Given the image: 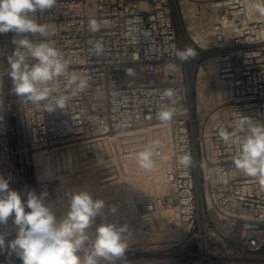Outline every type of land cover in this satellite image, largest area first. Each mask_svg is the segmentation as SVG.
I'll return each mask as SVG.
<instances>
[{
    "label": "built area",
    "instance_id": "2783aa9c",
    "mask_svg": "<svg viewBox=\"0 0 264 264\" xmlns=\"http://www.w3.org/2000/svg\"><path fill=\"white\" fill-rule=\"evenodd\" d=\"M177 3L57 0L51 10L37 12L47 25L45 38L54 41L70 69L89 83L64 110L51 113L44 111L43 102L32 104L13 91L7 74L12 34L0 35V175L10 180V189L22 201L29 191L46 192L45 203L60 217L63 200L76 190V181L65 186L60 176L72 173L73 166L91 179L95 196L106 202L108 211L115 209L114 214L109 211L111 222L128 225L127 239L175 237L153 264L264 261V177L236 169L238 148L218 135L242 117L264 122V16L254 10L256 0H213L210 11L216 18L207 24L203 17L199 31L205 40L198 42L185 20L179 22ZM91 19L107 25L92 33ZM96 42L104 47L102 55L90 51ZM185 47L197 51L195 59H176L175 51ZM202 67L207 87L221 91L203 117L192 95ZM171 69L177 74L173 78ZM166 89H174L179 99L173 119L161 122L158 111L166 103L161 96ZM134 129L144 132L137 142L126 143ZM164 132L170 133L169 142ZM115 138L123 141L117 151ZM146 147L153 151L151 170L137 161V153ZM185 152L193 163L178 167L177 157ZM43 154L62 165L56 171L59 178L49 183L37 175V158ZM157 184L164 188L160 194L153 191ZM129 191L132 206L123 203ZM0 232L6 243L15 238L11 217ZM139 246L130 243L127 251ZM0 264L22 262L5 249Z\"/></svg>",
    "mask_w": 264,
    "mask_h": 264
},
{
    "label": "clouds",
    "instance_id": "9594fccd",
    "mask_svg": "<svg viewBox=\"0 0 264 264\" xmlns=\"http://www.w3.org/2000/svg\"><path fill=\"white\" fill-rule=\"evenodd\" d=\"M56 4L57 0H0V35L11 33L14 46L7 57L13 91L32 104L43 102L44 111L49 113L64 110L72 97L89 87L88 78L71 70L54 41L45 38L47 25L39 21L36 13L51 10ZM253 6L264 16V0H256ZM106 25L107 21H88L92 33ZM90 51L99 56L104 47L96 42ZM174 55L184 62L195 59L197 51L185 47ZM161 96L166 103L161 105L158 119L170 122L176 115L178 93L166 89ZM218 135L225 144L238 148L234 157L236 169L250 177H264V122L242 117L230 130L220 129ZM137 161L141 168L151 170L154 167L151 148L138 152ZM192 163L188 152L177 157L178 167L188 168ZM9 184L10 180L0 175V225H6L11 217L16 235L6 243L5 234L0 232V251L7 249L14 253L22 264H117L125 256L129 248L128 225L103 219L106 216L103 199H94L87 190L71 192L66 212L58 217L45 203L46 192L37 195L29 191L22 201L21 194L10 189ZM109 211L114 214L115 209ZM97 217L102 218L98 224Z\"/></svg>",
    "mask_w": 264,
    "mask_h": 264
},
{
    "label": "bare ground",
    "instance_id": "6f19581e",
    "mask_svg": "<svg viewBox=\"0 0 264 264\" xmlns=\"http://www.w3.org/2000/svg\"><path fill=\"white\" fill-rule=\"evenodd\" d=\"M211 1H213V0H179V3H177V5H175L177 15L179 16L178 17L179 22L181 24H183V19L185 20V16L189 17L191 19L194 16L201 14L200 22L202 23V21L204 20L203 19V17H204L205 20L207 21V24H211L214 21V19L216 18L214 16L213 12L210 11V8L212 6ZM207 2H209V3H207ZM180 7L182 8V11L180 10ZM253 8H254V6H253ZM254 10H255V8H254ZM181 13L184 14V17L181 16ZM52 31L53 30L51 29L50 32H52ZM193 36L198 42H203L205 40L204 35L198 29H193ZM198 75H199L198 81L196 82V91H197L196 94L197 95L196 94H192V95H194V98L197 101L196 104H197L198 114H200L199 116L203 117L206 115V112L208 111V106L210 107V102H213L215 99H217V97L219 98L221 95V91H220V89H217L215 91L210 90V95H207L206 91L209 88L207 87L205 77H204L206 75V69L204 67H202L199 70ZM219 111L222 114L223 110L221 109ZM133 132L134 133H131L130 135H128L131 137L125 138L124 141L126 143L137 142V140L139 138V134L144 132V129H134ZM169 134L170 133L164 132L162 135L163 139L166 142H169L171 139ZM160 137H161L160 134L157 136H154L153 140L159 139ZM172 138L174 139V136ZM122 142H123L122 139H118V138H115L112 140V145L116 151H117V149H120L123 146ZM50 163L53 164V161H52V158L48 154L40 155L37 158V165H38L37 166V168H38L37 169V175H38V178L43 180L46 183H49L50 181L54 180L55 178H59V176H57L56 171H58L59 168L62 169V165L57 167V165L53 164L52 165V169H53L52 172L53 173H52L51 171H49L50 170L49 169ZM45 166L48 169L47 174H46L48 178H46L45 174H44V167ZM70 169L72 170V173H70L69 175L60 176V180L63 183V185H65V186L70 185L71 183L76 181V187H75L76 190L75 191L87 190L93 194L94 199H97V197L95 196V190L96 189H95L94 184L91 181V179L82 173H77L73 166H71ZM51 176H53L54 178H49ZM211 180H212V182L215 181L214 175H212ZM159 188H161L160 184H157L154 187V189H159ZM163 191H164V189L158 193L160 194ZM67 203H68V198H66L62 202V206H63V209L65 212L67 210ZM123 203H126V204L132 206V203L128 200H125ZM104 211L106 213V216L103 219H106L107 221H111L112 216L110 215V213L107 209V206H106ZM98 219H102V218L97 217L96 221ZM164 236L169 237L170 240L168 239L167 246H165V245L159 246L158 244L162 243L164 240L159 241L162 239H158V238H162ZM174 239H175L174 236H170V235H166V234L165 235H159V236L158 235L151 236L148 238H143L140 235H135L132 238L128 239V242H129V244L130 243H133V244L137 243V244L143 245L144 247H155L157 249L161 248L163 250L165 247L168 249L171 246V242H172L171 240H174ZM152 242L153 243L156 242L154 246H152ZM150 250L134 249V250L126 251L125 256L121 260H119L117 262V264H153L156 260L162 258V256L164 255V251H165V249H164L163 252H161L160 254L159 253L157 254L154 251H150ZM251 262H254V263H251ZM231 264H233V263H231ZM245 264H264V261L250 260V261L245 262Z\"/></svg>",
    "mask_w": 264,
    "mask_h": 264
},
{
    "label": "rangeland",
    "instance_id": "374dc122",
    "mask_svg": "<svg viewBox=\"0 0 264 264\" xmlns=\"http://www.w3.org/2000/svg\"><path fill=\"white\" fill-rule=\"evenodd\" d=\"M212 2V1H211ZM199 3V2H198ZM201 3V2H200ZM205 3V2H204ZM207 3H209V2H207ZM180 10L182 11V8L180 7ZM178 16V15H177ZM181 16L182 17H184V14H182L181 13ZM200 15H196V16H194L193 18H189V17H186L185 16V22L187 23V24H185V28L187 27V28H189V31L192 33L193 32V29H198L199 30V27H200V25H201V22H200ZM203 22V21H202ZM192 27V28H191ZM192 36H193V33H192ZM169 75H170V77L171 78H173V77H175L177 74H176V72H175V70L174 69H171L170 71H169ZM142 80H143V82H148L149 81V77H148V75L147 74H143V76H142ZM157 81L158 82H160L161 81V78L160 77H158L157 78ZM206 94L207 95H210V89H207V91H206ZM208 97V96H207ZM216 100V99H215ZM214 102V101H213ZM213 102H210V107L208 106V111L210 110V108H211V106H212V103ZM207 111V112H208ZM206 112V113H207ZM52 163H50V165H49V171H51L52 172ZM38 166V165H37ZM47 171H48V169L46 168V166L44 167V174H45V177L46 178H48L47 177ZM53 173V172H52ZM54 176V175H53ZM53 176H51V177H49V178H54ZM164 188H162V186H161V188H159V189H153V191H154V193H158V192H161L162 190H163ZM132 191L134 192V194H136L137 193V191L138 190H136V188H132ZM129 196L125 199V200H128V201H130L131 203H132V200L133 199H131V191H129ZM165 235V234H164ZM158 239H162V240H159V241H163L162 243H160V244H158L159 246H163V245H165V246H167V244H168V239H169V237H166V236H164V237H162V238H158ZM170 240V239H169ZM171 241H173V240H171ZM156 243V242H155ZM155 243H153L152 242V246H154L155 245ZM171 244H172V242H171ZM136 249H138V250H150V251H154L155 253H161V252H163L164 251V249H165V251H166V247L162 250L161 248H155V247H144L143 245H141L140 247H138V248H136ZM251 263H254V262H251Z\"/></svg>",
    "mask_w": 264,
    "mask_h": 264
}]
</instances>
